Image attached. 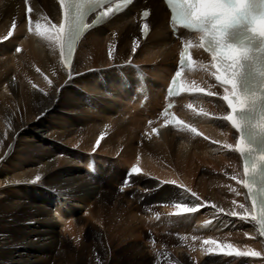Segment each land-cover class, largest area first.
<instances>
[{
    "label": "bare ground",
    "instance_id": "obj_1",
    "mask_svg": "<svg viewBox=\"0 0 264 264\" xmlns=\"http://www.w3.org/2000/svg\"><path fill=\"white\" fill-rule=\"evenodd\" d=\"M143 11L149 12L145 22ZM104 21L84 36L67 68L61 40L52 27L63 22L58 1L0 0V40L14 28L12 36L0 42V264H75L68 248L58 249L63 237L58 235L54 213L61 224L71 221L64 228L72 235L73 224L99 223L108 214V241L128 232L141 264L170 257V247L182 251V261L189 252L201 264H227L206 257L211 252L226 254L228 245L234 253H259L245 256L241 264H264V235L251 220L254 210L243 183L238 133L223 119L230 115L223 100L229 91L213 80L207 56L193 44L195 66L184 82L207 88L213 96H182L178 102H204L201 114L192 113V121L214 141L185 129L155 133L147 129V121L155 118L167 82L178 70L181 39L193 43V37L173 35L161 0H135L124 13ZM143 24L150 29L146 36ZM29 32L41 36L42 52L22 40V34ZM19 42L26 53L16 52L15 57ZM133 66L144 80L136 77ZM144 84L150 102L142 126L150 139L137 132L142 127L140 113L133 117V127L122 122L127 112L118 115V103L139 109L130 105ZM183 110L190 116L187 106ZM70 142L80 151L69 149ZM91 158L100 164L95 174L80 166L89 167ZM119 162L125 164L124 172ZM133 163L142 173L125 185ZM177 204L198 208L185 213ZM80 211L89 218L79 217ZM231 211L237 215H228ZM147 228L158 235L151 238L158 250L151 253L140 244ZM91 248L87 242L79 247L77 264H86Z\"/></svg>",
    "mask_w": 264,
    "mask_h": 264
},
{
    "label": "snow or ice",
    "instance_id": "obj_2",
    "mask_svg": "<svg viewBox=\"0 0 264 264\" xmlns=\"http://www.w3.org/2000/svg\"><path fill=\"white\" fill-rule=\"evenodd\" d=\"M132 2L133 0H121V4L117 5L115 9L109 7L106 9V11L100 12L99 16L96 18L93 24L98 23L101 19L111 16L115 11H119V9L124 4H131ZM227 2L229 4H232L234 0H227ZM107 3L108 0H68L67 6L66 8H64V0H61V7L64 8V23L59 24L58 27L56 25H52V27L58 34V39L61 40L62 47L66 49V52L64 53V59L71 62L73 49L76 44L77 38L80 36L81 31L92 26V24L85 23L87 10H94L96 7L105 5ZM168 3L172 5V19L182 23L184 28L199 30L206 23L204 18H200L199 20H197L193 16V4L195 3V0H168ZM28 11L31 12V9H28ZM148 15V11L143 12L144 17H147ZM262 18H264V0H246L245 7L237 12L235 16L230 17L224 22V31L220 34V39L223 40L228 35L229 29H234L236 27L242 26L244 23L257 22ZM13 27H15V25H13ZM37 28H39V25H37ZM252 30L255 31L254 28ZM143 31L144 33L148 32L147 25H145ZM9 35H11V33H9ZM228 54L229 56H231V61L226 63L225 61L220 60V57L217 56L216 59L218 63L215 67L213 65L212 66L216 69V73L214 74L215 80L219 81L222 85H231V92H226V94L223 96V100L227 101V106L229 109H231V112L233 114L224 116L223 119L229 121L232 127L239 131L242 130L241 121L244 119V117L241 116L240 120H238L237 116L234 114L237 113L238 110L241 113L245 110L249 112L253 111L254 107L249 108L248 105L249 103H251L253 106H255L257 98L255 97V94H253L252 98H248L247 96L241 95L238 92V81L243 76L242 62L248 58L247 49H244L242 54L240 50L229 46ZM109 55L111 56V52H109ZM181 55L183 56V53ZM189 62L191 63V57H189ZM217 68H223L225 73H228L230 70V74L224 75L221 72H217ZM179 74V72L176 73L177 76ZM262 75H264V73H262ZM181 87L183 86L181 85ZM197 91L203 92L204 90L201 88L197 89ZM207 95L212 96L213 94L211 92H208ZM233 97L236 98L237 103L233 102ZM261 127L264 128V125H261ZM253 138L255 139V134H253ZM97 143H99V141H97ZM225 147H231V145H225ZM236 148L241 154L244 153L246 149L244 147L243 138H241L240 142L236 145ZM247 150L249 152L254 151V149H252L251 147H249ZM259 160L264 161V154H261L259 156ZM138 171L139 169L137 168L131 169L132 173H137ZM257 172L258 168L256 163H253L251 169H249L247 164L245 165V176L249 174L256 175ZM36 180H40V176H37ZM261 180H264V176H261ZM243 183L245 187L249 189V191L252 190V185L249 184L247 180H244ZM191 195L199 200L196 192H191ZM261 195L264 196V190L261 191ZM255 206V201H253V207L255 208ZM176 207L179 208L181 212L185 213H194L198 208V206L188 207L187 205L182 207L179 204H177ZM241 207H243V205H241ZM220 211H223V209H221ZM228 215L236 216L237 213L235 211H231L228 213ZM240 218L242 220L247 219V217L244 216H241ZM251 220L256 221L260 225L261 233L264 234V203H261L260 205L259 215L253 214L251 216ZM205 243H208V241H205ZM227 247L229 251L226 254L229 256L233 255L232 246L228 245ZM250 254L253 256L259 255V253L256 252H236L237 256H248Z\"/></svg>",
    "mask_w": 264,
    "mask_h": 264
},
{
    "label": "rangeland",
    "instance_id": "obj_3",
    "mask_svg": "<svg viewBox=\"0 0 264 264\" xmlns=\"http://www.w3.org/2000/svg\"><path fill=\"white\" fill-rule=\"evenodd\" d=\"M32 34H33L32 32L22 34V40L29 41L32 44V47L35 46L37 51L42 52V50H41L42 48L40 47L41 36H39L37 34H36V36H34L35 34H33V35ZM28 36H30V37H28ZM5 39L0 40V42H3ZM16 52L17 53L18 52L26 53V49L24 48V46L22 45L21 42H19V44L17 43V46L15 47V50L13 53L14 56L15 55L17 56ZM3 87L4 88L3 89L1 88V89L3 91L5 89V91H6L7 87L6 86H3ZM6 92L5 93L9 95V92L8 91H6ZM110 99H111L110 102H112V103L115 101L112 96H110ZM116 103H118V102H116ZM133 104H134V102H132V105H130V107H132ZM118 107L121 111L120 113H118L119 116L122 117V112H127L126 117L125 116L122 117V122L125 124H127L129 122L130 126H132V127L134 125H136V122L133 119L134 116L139 115V113L141 114L140 126H142V124L144 123L145 118L147 119V117H148V113H147L148 110L146 111V110L138 109V110L132 111V109L130 110L129 108L125 107L124 103H118ZM135 111H136V113H135ZM146 127H147V129H149L148 126H146ZM144 128H145V126L138 127L137 132L140 134V136L143 137V135H144V137H149V139H150L151 136H149L150 134H148V130L144 129ZM178 132H180V130H178ZM170 136H172V135H170ZM205 137L208 139H211L209 136H205ZM211 140H213V139H211ZM181 142L186 143L185 140H184V142L183 141H181ZM210 142L213 143L212 141H210ZM189 145H190L189 143L186 144V146H189ZM71 146L72 147H69V149L74 150V151H78V152L80 151L78 149V145L74 146L73 143H71ZM188 150H187V152H188ZM90 157H91V155L90 156L88 155V158H90ZM119 164H122L120 166L124 172V170H126L125 164L120 163V162H119ZM80 166L83 168L87 167L86 165L84 166V164H82V163L80 164ZM40 187H45V186L43 184H40ZM1 189L2 188H0V192H1ZM115 189L116 188L114 187V191H115ZM120 192H121V190H120ZM89 207L90 206H88L86 209H88ZM107 209L110 210V208H107ZM54 214H55L54 216L56 219V223H58L57 224L58 235L63 237V244L62 243L59 244L60 246H58V249L65 251V249L68 248L69 251L72 254H74V256L76 258L75 264H77V256L79 255L78 249H79V247H81L86 242L91 247H92V245L94 247V248H91L92 253L90 252V255H89L90 257L85 258L86 264H141L140 258L136 257L137 252L135 251L134 247H132L133 246L132 245L133 238L129 237L128 232L123 230L122 234H118V236L114 237V242H112V240L108 241L110 239L109 234L107 233L108 232L107 224L110 222V221H108V220H110V219H108L110 217L108 214L103 215L104 218L103 217L101 218L102 219V220H100L101 223H100V221H99V223H97L95 220L91 222L88 219L89 221H88V224L86 223V226H84V224H73L75 226V229H74L75 233L73 235H72L73 232L71 233L69 229L66 230L64 228L65 224L66 225L71 224V221H65V224H61V221L59 219L60 217L58 216V213H54ZM79 217H82L84 219L89 218L86 211L81 212L79 214ZM105 217H106V219H105ZM103 219H105V220H103ZM117 222H120V219H117ZM74 223H76V221H74ZM92 226H95V227L92 228ZM117 233H118V231H117ZM92 234H93V237L91 236ZM152 237H153V239L155 237H156V239H158V235L154 234L150 228H147V230L143 229V235L140 238V244L142 246H145V247L147 246L146 251L149 250L150 253L158 250L156 247H152V245H153V243L151 242ZM92 241H93V243H92ZM155 248H156V250H155ZM176 250H177V248L170 247V249H169L170 257L165 256L164 258L159 259L157 264H201L202 263V261H199V259L193 253H189V252L186 253L187 258L183 259V261H182V259H180L181 255H179V254H182V251H176ZM236 252L235 253L233 252V256L232 255L229 256V255L221 253V252H211L210 255L206 258L207 259L213 258V259L218 260V262L223 261L226 263V261H227V264H232V263L233 264H241L242 260H244L242 258L247 259L245 256H237ZM238 252H240V251H238ZM170 261H171V263H170ZM50 264H58V262H50Z\"/></svg>",
    "mask_w": 264,
    "mask_h": 264
},
{
    "label": "clouds",
    "instance_id": "obj_4",
    "mask_svg": "<svg viewBox=\"0 0 264 264\" xmlns=\"http://www.w3.org/2000/svg\"><path fill=\"white\" fill-rule=\"evenodd\" d=\"M246 0H236V9H233L232 11H239L245 7ZM257 25H264V18L260 19L257 21Z\"/></svg>",
    "mask_w": 264,
    "mask_h": 264
}]
</instances>
